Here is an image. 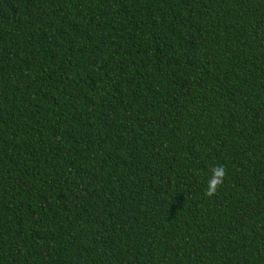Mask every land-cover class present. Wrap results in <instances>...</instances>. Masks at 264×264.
<instances>
[{"label":"trees","instance_id":"obj_1","mask_svg":"<svg viewBox=\"0 0 264 264\" xmlns=\"http://www.w3.org/2000/svg\"><path fill=\"white\" fill-rule=\"evenodd\" d=\"M0 264H264V0H0Z\"/></svg>","mask_w":264,"mask_h":264},{"label":"clouds","instance_id":"obj_2","mask_svg":"<svg viewBox=\"0 0 264 264\" xmlns=\"http://www.w3.org/2000/svg\"><path fill=\"white\" fill-rule=\"evenodd\" d=\"M211 173L205 190V195L208 197L215 195L218 188L222 186L226 176V169L222 165H216L211 169Z\"/></svg>","mask_w":264,"mask_h":264}]
</instances>
